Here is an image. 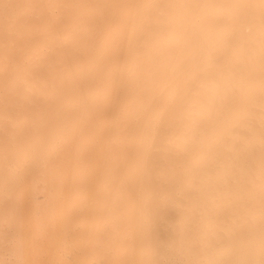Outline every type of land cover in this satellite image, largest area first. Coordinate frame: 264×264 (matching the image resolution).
<instances>
[{"label":"bare ground","instance_id":"obj_1","mask_svg":"<svg viewBox=\"0 0 264 264\" xmlns=\"http://www.w3.org/2000/svg\"><path fill=\"white\" fill-rule=\"evenodd\" d=\"M0 264H264V0H0Z\"/></svg>","mask_w":264,"mask_h":264}]
</instances>
